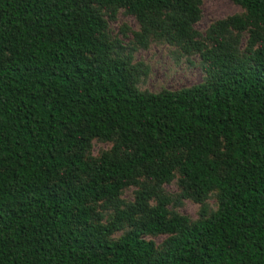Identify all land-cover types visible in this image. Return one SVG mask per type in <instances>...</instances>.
Masks as SVG:
<instances>
[{
    "label": "trees",
    "instance_id": "1",
    "mask_svg": "<svg viewBox=\"0 0 264 264\" xmlns=\"http://www.w3.org/2000/svg\"><path fill=\"white\" fill-rule=\"evenodd\" d=\"M231 1L264 25V0ZM94 4L174 9L183 32L199 15L193 0H0V264H264V47L212 83L143 93ZM95 138L126 153L93 165ZM176 167L198 200L219 192L218 210L168 219L170 201L147 193L148 219L111 240L132 212L104 225L91 204L139 169L168 181ZM145 234L170 238L158 252Z\"/></svg>",
    "mask_w": 264,
    "mask_h": 264
},
{
    "label": "rangeland",
    "instance_id": "2",
    "mask_svg": "<svg viewBox=\"0 0 264 264\" xmlns=\"http://www.w3.org/2000/svg\"><path fill=\"white\" fill-rule=\"evenodd\" d=\"M199 7L198 19L187 31L179 27L174 9L160 12L131 13L123 6L94 4L106 22L101 38L110 47V57L124 62L134 74V88L143 93L179 92L199 84L212 83L222 63L248 64L251 55L264 47V25L250 18L247 11L231 0H193ZM116 141L95 138L85 152V159L100 164L104 155L120 156L124 148L115 149ZM183 157L182 151L171 152L169 162ZM150 193L147 205L162 199L170 201L168 219L185 217L194 224L210 218L219 208L218 191L198 200L179 167L168 181L147 174L144 168L130 179L114 199L92 203L101 223L110 225L119 212H132V221H123L111 237L118 240L136 229V222L148 219L139 206L141 196ZM161 252L170 238L165 234H145Z\"/></svg>",
    "mask_w": 264,
    "mask_h": 264
}]
</instances>
